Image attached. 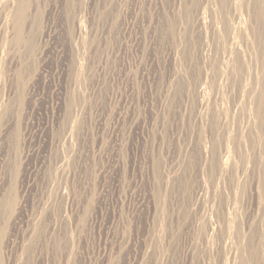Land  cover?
<instances>
[{
  "label": "rangeland",
  "instance_id": "374dc122",
  "mask_svg": "<svg viewBox=\"0 0 264 264\" xmlns=\"http://www.w3.org/2000/svg\"><path fill=\"white\" fill-rule=\"evenodd\" d=\"M0 264H264V0H0Z\"/></svg>",
  "mask_w": 264,
  "mask_h": 264
}]
</instances>
